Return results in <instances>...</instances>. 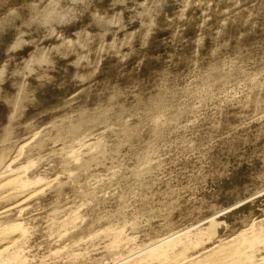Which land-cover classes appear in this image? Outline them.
<instances>
[{
  "label": "rangeland",
  "instance_id": "rangeland-1",
  "mask_svg": "<svg viewBox=\"0 0 264 264\" xmlns=\"http://www.w3.org/2000/svg\"><path fill=\"white\" fill-rule=\"evenodd\" d=\"M141 248L264 264V0H0V264Z\"/></svg>",
  "mask_w": 264,
  "mask_h": 264
},
{
  "label": "bare ground",
  "instance_id": "bare-ground-1",
  "mask_svg": "<svg viewBox=\"0 0 264 264\" xmlns=\"http://www.w3.org/2000/svg\"><path fill=\"white\" fill-rule=\"evenodd\" d=\"M17 185V184H16ZM15 185V186H16ZM17 187V186H16ZM15 187V188H16ZM19 188V187H18ZM17 189V188H16ZM21 189V187H20ZM19 189V190H20ZM15 190V189H14ZM18 190V189H17ZM16 190V191H17ZM15 191V192H16ZM18 193V192H17ZM4 233V232H3ZM6 234V233H5ZM4 237V236H3ZM244 239V238H241ZM10 248V247H9ZM8 248L6 247L5 249L3 248V250H7ZM143 248H141V251H139L138 253L135 251L134 254L132 255H128L124 258L119 259V261L117 262V264H172L169 258H164V259H160L158 260L157 257H160L162 255H164L165 253V249L161 248V249H150V248H144V250H142ZM132 251V253L134 252ZM2 251H0L1 254ZM123 257V256H122ZM213 258V257H210ZM209 258V259H210ZM217 261V260H216ZM202 263V262H201ZM196 264V263H195ZM202 264H218L215 263V260H207L205 262H203Z\"/></svg>",
  "mask_w": 264,
  "mask_h": 264
}]
</instances>
